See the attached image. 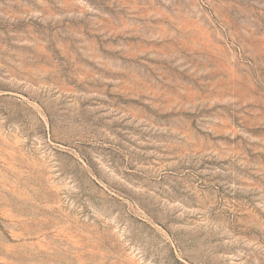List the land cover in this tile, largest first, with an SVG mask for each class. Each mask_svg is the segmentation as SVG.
<instances>
[{
  "label": "rangeland",
  "instance_id": "obj_1",
  "mask_svg": "<svg viewBox=\"0 0 264 264\" xmlns=\"http://www.w3.org/2000/svg\"><path fill=\"white\" fill-rule=\"evenodd\" d=\"M0 264H264V0H0Z\"/></svg>",
  "mask_w": 264,
  "mask_h": 264
}]
</instances>
